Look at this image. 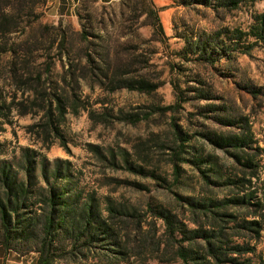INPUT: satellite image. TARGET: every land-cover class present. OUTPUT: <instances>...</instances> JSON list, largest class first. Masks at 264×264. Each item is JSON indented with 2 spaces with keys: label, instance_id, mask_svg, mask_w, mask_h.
<instances>
[{
  "label": "trees",
  "instance_id": "1",
  "mask_svg": "<svg viewBox=\"0 0 264 264\" xmlns=\"http://www.w3.org/2000/svg\"><path fill=\"white\" fill-rule=\"evenodd\" d=\"M49 0H0V37L5 41L21 28L26 31V22L37 20L36 9ZM191 4L193 0H184ZM260 0H197L199 4L211 7L214 11H231L242 6H254ZM66 0H61L60 9H65ZM140 16L145 15L147 24L152 27L153 37L167 44L159 11L153 0H140ZM20 8V10H18ZM78 14V11H77ZM80 16V14H78ZM252 21L246 26H222L209 33H198L187 39L180 57L196 54V59L215 64L222 57L235 60L241 55H251L253 50L264 47V11L254 10ZM58 34L53 37L55 44ZM67 36L61 35L59 49L67 53L68 66L58 78H52L56 61H44L45 71L34 75L33 63L37 62L33 48L25 43L13 42L3 49L9 52L7 60L12 83L8 95L0 103V113L4 107L11 111L16 108L22 116L41 106L40 117L26 126L37 143L45 148L58 142L70 152L63 126L68 113L78 114L87 110L96 123H111L114 120L137 124L149 120L154 113L177 112L183 104L193 98L209 99L210 91L195 87H182L173 81L175 101L167 105H152L150 109L132 111L119 108L97 112L91 104H85L76 87L92 78L100 87L113 92L126 88L140 93L153 94L162 82L149 78L134 69L138 62L149 64L148 59L139 53L133 60L125 62L112 51L96 53L87 50L84 63L70 57L66 46ZM142 55V54H141ZM61 58L62 55H60ZM127 61V60H126ZM144 64V63H142ZM144 66V65H143ZM78 70V71H77ZM45 74V75H44ZM88 84V83H86ZM89 86H93L90 85ZM250 92L256 90L250 86ZM194 92V93H192ZM105 107V106H104ZM105 109H108L105 107ZM213 111V110H211ZM39 112V111H38ZM215 122L235 130L207 129L201 136L213 147L224 151L233 160L229 175H224L212 156H205L201 149L192 147L191 135L175 124L173 137L161 146L169 151V163L173 167L174 180L178 182L183 173L182 164L195 168L207 184H215L239 191L220 197L215 193H203L198 197L179 195L181 208L189 217H183L173 209L149 204L147 211L137 207L121 206L107 200L104 210L96 206L93 197L81 201L79 191L69 190V168L66 160L63 167L57 165L47 172L45 156L38 149L23 148L22 160L17 169L0 159V248L4 252L16 251L20 254L37 253L36 264H154L180 260L181 264H253L248 254L256 247L250 240L259 239L264 230V215L257 209L264 208L257 190L251 189L259 168L258 156L262 149L255 144L254 133L246 118L216 116ZM135 145L133 155L139 163L130 160L131 153L121 148L124 163L117 160L111 149L109 157L99 146L90 145L108 160L113 168H124L144 176L166 179L156 174V169H147L152 164L148 152H140ZM41 165V177L36 170ZM53 177V181L51 178ZM61 179L63 183L54 182ZM145 189V185L123 180ZM164 186V185H163ZM242 210H247L241 213ZM152 218L148 221V213ZM104 212H107L106 214ZM162 220L163 227L157 224ZM132 224V234L128 227ZM145 224L148 227H145Z\"/></svg>",
  "mask_w": 264,
  "mask_h": 264
},
{
  "label": "rangeland",
  "instance_id": "2",
  "mask_svg": "<svg viewBox=\"0 0 264 264\" xmlns=\"http://www.w3.org/2000/svg\"><path fill=\"white\" fill-rule=\"evenodd\" d=\"M196 1L186 4L184 0H153L155 6L161 9L159 15L168 36L167 44L153 37L152 27L147 24L145 15L140 16V0H117L111 3L80 0L72 12L60 9L58 13L51 10L49 3H46L36 9L39 15L37 20L33 21L31 18V22H26V31L22 27L17 28L7 42L0 37V103L7 97V91L12 92L11 86L15 83L11 79L7 64L9 52L3 53L5 45L8 47L16 42L33 48L39 47L33 54L37 57V62L32 65L34 75L45 71L44 61L54 59L56 63L52 78L56 79L69 65L68 52L59 49L63 33L67 36L66 46L70 49V57L78 63L77 68H81L84 63L87 50H95L96 53L109 50L125 62L138 58L139 53L141 58L148 59L149 64L145 66V62H138L133 68L162 82L156 92L147 94L126 88L111 92L89 78L76 87L75 91L82 96L85 104L93 105L97 112L109 109L116 112L119 108L128 111L150 109L152 105L173 103V81L180 83L182 87H197L211 93L209 99L193 98L184 103L183 108L177 112L154 113L149 120L137 124L118 120L108 124L96 123L87 110L81 109L78 114L70 112L63 126L70 152L58 142L47 149L41 142L37 143L33 134L27 131L26 126L40 117L41 106L36 105L34 110L24 116L16 108L10 111L6 106L0 113V159L11 163L13 169H17V163L22 160L23 148L38 149L46 158L48 173L57 165L63 167L66 160L71 162L68 188L72 193L79 191L82 202L93 197L96 206L104 210L107 200L110 199L116 205L135 206L142 212L147 211L149 204H161L187 218L189 214L181 208L179 195L198 197L212 192L223 197L237 193L239 189L236 186L226 188L207 184L199 172L187 163L182 164L183 173L176 182L173 167L168 161L170 150L161 146V143L172 139L174 126L178 125L191 135L192 147L201 149L205 156H212L226 176L231 169L235 171L233 160L224 151L213 147L200 133L207 129H228L215 122L216 116H244L254 133V145L262 149L261 155L257 157V179L254 178L252 186L246 184L245 187L257 190L258 197L264 203V47H258L251 55H241L235 60L222 57L215 64L196 59V54L189 53L184 57L177 54V51L185 47L187 39L194 38L198 33L213 32L222 26L246 27L252 21V11H264V0L256 2L254 6L246 5L231 11H214ZM56 34L59 36L52 45ZM250 86L256 90V95L250 92ZM137 144H140L137 148L140 152H148L151 157L152 164L146 168L156 169V174L166 179L165 182L158 177L138 174L124 166L113 168L97 149L95 151L90 147L99 146L108 157L109 151L113 149L121 164L124 162L120 149L125 148L131 153L130 160L137 165L139 162L133 155ZM40 166L39 164L36 172L42 182ZM123 180L141 183L146 187L141 189L128 182H121ZM54 182L59 185L63 183L61 179ZM257 211L264 215V208L259 207ZM245 212L247 210L241 211ZM147 213L150 221L151 212ZM157 224L163 227L162 220H157ZM132 226L128 223L131 234ZM145 227L148 225L145 224ZM250 242L256 247L254 253L248 254L252 257L253 264H264V230L257 241ZM36 259L35 252L6 253L0 248V264H36ZM154 264L181 262L176 260Z\"/></svg>",
  "mask_w": 264,
  "mask_h": 264
},
{
  "label": "crops",
  "instance_id": "3",
  "mask_svg": "<svg viewBox=\"0 0 264 264\" xmlns=\"http://www.w3.org/2000/svg\"><path fill=\"white\" fill-rule=\"evenodd\" d=\"M80 0H66L65 2V10L67 12H72L75 8V6L79 3ZM102 3H111L117 0H99ZM49 7L51 8V10H54L56 13H58L60 11V3L61 0H49Z\"/></svg>",
  "mask_w": 264,
  "mask_h": 264
}]
</instances>
